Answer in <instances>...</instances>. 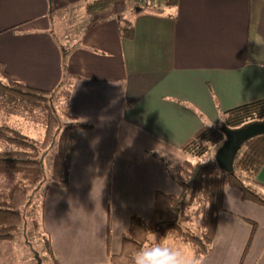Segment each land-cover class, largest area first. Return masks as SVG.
I'll use <instances>...</instances> for the list:
<instances>
[{"label":"crops","instance_id":"crops-1","mask_svg":"<svg viewBox=\"0 0 264 264\" xmlns=\"http://www.w3.org/2000/svg\"><path fill=\"white\" fill-rule=\"evenodd\" d=\"M125 1L136 5L132 14L128 5L115 13L114 4L107 11L92 12L87 0H0V62L11 78L43 90L69 81L72 112L92 125L76 136L69 172L76 173L79 183L70 179L69 187L55 185L46 193L53 187L51 193L75 192L59 206L64 211L70 255L75 253L71 238L84 234V223L76 216L91 195L99 198L103 210L97 239L107 259L114 243V212L121 210L127 220L123 238L133 215L151 218L157 191L181 192L161 158L178 169L187 159L181 146L205 121L218 124L222 112L264 99V3L177 0L175 7L145 9L134 0H124V5ZM53 20L58 28L69 25L73 34L60 41ZM124 21L134 26L131 38L121 36ZM63 50L68 52L66 59ZM84 135L109 137L114 148L120 143L118 193L108 191L105 182L97 197L90 160L77 163L78 136ZM95 150L90 142L83 147L89 156ZM128 166L135 177L127 183ZM255 180L264 190V166ZM241 195L237 188H225L227 211L221 215L211 250L200 258L201 264H264L260 230L264 206L243 200ZM47 199L41 213L46 215L41 220L42 231L49 228ZM247 219L259 226L251 239L253 225ZM26 231L25 225L21 233L26 236ZM47 238L59 263L64 264L59 246L52 236ZM122 238L117 248L122 249ZM25 240L18 234L1 240L0 264H36L34 246Z\"/></svg>","mask_w":264,"mask_h":264},{"label":"trees","instance_id":"trees-1","mask_svg":"<svg viewBox=\"0 0 264 264\" xmlns=\"http://www.w3.org/2000/svg\"><path fill=\"white\" fill-rule=\"evenodd\" d=\"M114 2L115 0H87L89 10L96 13L109 10ZM176 4L177 0H167L162 6L175 7ZM120 33L123 37H133L132 22L124 21L120 25ZM63 51L66 59L68 52ZM0 102L12 111L26 113L41 110L46 115L45 136L41 143L15 125H0V174L19 175L7 190H0L1 241L14 238L21 231L23 207L29 206L34 193L46 196L52 186H70L69 171L77 147L76 136L79 131L91 128L92 125L79 120L72 112L69 81L63 80L54 90L34 88L12 79L3 62H0ZM56 103H61L65 120L57 114ZM257 122H264V99L222 112L218 124L205 121L204 126L181 146L187 159L178 169L173 170L163 162L171 177L179 184L181 192L173 194L157 191L151 218L139 215L131 217L129 228L123 234L121 252L110 258L113 264H133L134 255L144 249L154 231L163 237L174 232L177 238L190 244L198 259L208 254L221 215L227 211L224 206L226 187L237 188L241 191L243 200L264 206V190L255 180L264 166V133L254 135L244 142L231 171L221 169L215 160L201 159L211 147L226 142L227 130ZM46 144L51 147L56 144L57 149L54 153L52 177L42 189L45 180V152L42 149ZM188 212L200 222L199 229L183 221V218H188ZM248 221L253 225L251 239L257 229V222L250 219ZM250 242L251 240L249 244ZM44 243L53 261L60 264L50 239L44 238Z\"/></svg>","mask_w":264,"mask_h":264},{"label":"rangeland","instance_id":"rangeland-1","mask_svg":"<svg viewBox=\"0 0 264 264\" xmlns=\"http://www.w3.org/2000/svg\"><path fill=\"white\" fill-rule=\"evenodd\" d=\"M255 4H262L264 3V0H253ZM127 2L126 5H124V0L121 1V3L116 2L114 4V12L120 13L122 10L124 11L126 6L128 5L130 8L129 13H133L136 5L133 1H125ZM153 7V6H150ZM63 35L60 36V32ZM53 31L54 34L58 37L60 41H63V39L68 36L72 35V29L69 25H63L62 28L55 27V21L53 20ZM74 31V30H73ZM71 37H69L70 39ZM61 103H56L55 107L57 108V114L64 117V114L62 113L63 107L60 106ZM45 112L41 110H36L35 112H29L26 113L23 112H16L9 110L6 108L1 102H0V125L3 123H10L12 125H15L23 130L25 134H27L29 137L37 140L39 143H41L45 136ZM66 118L64 117V120ZM109 137L110 134H108ZM101 138L97 135L89 136H78L80 139V148L77 153V163L80 165H84L89 160L90 168L93 170V184H97V190L98 195L101 194L103 190V186L105 185V182L107 183L108 191H112L113 193H118V191L121 190V183L119 181L120 173H119V167L120 162L119 159L121 158L122 149L119 146L114 148L112 144L111 138ZM90 142L92 146L96 148V150L93 152V154L87 155L86 152L83 151V147L85 144ZM100 143L102 146H100ZM130 145V142H129ZM222 143L215 145L210 148L209 152L203 156L201 159L203 161H216V154L222 147ZM1 149V147H0ZM57 149V145L54 144L52 147L49 144H46L44 148L42 149L43 152H45V158H44V166H45V180L42 184V189L45 188V186L48 184L49 180L52 177L53 172V159H54V153ZM161 162H167V160L161 158ZM135 168V166H134ZM135 177L134 172L130 167H127V177L126 181L130 180L133 181ZM171 177V176H170ZM19 178L18 174H0V190L4 191L7 190L17 179ZM69 179H73L75 183H79V181L76 179V173L70 174L69 172ZM129 187V185H128ZM54 188V187H53ZM53 188L51 190H53ZM50 193L46 196H42L41 194L34 193L33 198L31 197V202L29 206L23 207V217L24 220L21 224V231L18 233V236L24 241H26V237L31 242V244L34 247L32 248V251H34L33 261L35 262L34 258H36L35 253H38L42 264H56V262L53 261V258L45 251L44 249V238L51 237L53 238L54 243H56L59 246V253L63 255L64 264H113L112 260L110 259L112 255H114L115 251H120V248H117V240L121 241L120 238H122V233L127 229V220L125 222V216H123V213L121 210L114 212L115 207H113L114 212V226L111 230L113 232L114 236V243L110 245V249L112 252L110 253V256H108L107 259H105V255L101 253L99 248V242L97 239L98 233H99V222L102 217V211H101V203L99 198L95 199V196L91 195L88 199V204L83 208V211L77 214L76 220L79 223H84V234L82 236H79L78 233H75L73 235V238H71V242L73 244L74 248V255H70L67 253V245L66 241H68L67 237H69L65 231V224H64V211L59 210L60 204L64 201L65 198L72 196L73 193H65V194H58V193ZM95 190H91L93 193ZM43 197L48 198V225L47 227L42 231L41 226V220L45 221L46 215L43 216L41 213H44V207H45V201L43 202ZM44 203V204H43ZM44 205V207H43ZM188 218L184 219L183 221L185 224H188L194 228L199 229L200 228V222L194 217V215H191L190 212ZM113 215V214H112ZM260 217L262 218V214ZM37 219H40V228L38 227V221ZM43 221V222H44ZM25 225L28 229V232L26 231V236L21 233L25 229ZM46 226V225H45ZM258 226V224H257ZM259 227V226H258ZM125 229V230H124ZM260 230L262 232L261 239H264V225L263 223H260ZM49 231V232H47ZM260 232V231H259ZM29 233V234H28ZM42 233V234H41ZM51 236H50V235ZM149 242L145 245V248L151 247L156 243H159V240H162L161 237H163L158 232H152L150 234ZM176 234L173 232L169 235H167V242L170 244H173L178 247H184L186 248L190 253L192 252V247L190 244L184 243L183 240H180L177 238ZM74 242V243H73ZM121 243V242H120ZM119 244V243H118ZM260 244V243H259ZM119 247V246H118ZM117 249V250H116ZM47 250V249H46ZM72 252V251H71ZM70 252V253H71ZM66 254H68L66 256ZM65 255V256H64ZM59 259V258H58ZM37 264V261H36Z\"/></svg>","mask_w":264,"mask_h":264},{"label":"clouds","instance_id":"clouds-1","mask_svg":"<svg viewBox=\"0 0 264 264\" xmlns=\"http://www.w3.org/2000/svg\"><path fill=\"white\" fill-rule=\"evenodd\" d=\"M133 264H201V261L186 248L168 243L166 235L161 242L137 252Z\"/></svg>","mask_w":264,"mask_h":264},{"label":"water","instance_id":"water-1","mask_svg":"<svg viewBox=\"0 0 264 264\" xmlns=\"http://www.w3.org/2000/svg\"><path fill=\"white\" fill-rule=\"evenodd\" d=\"M140 11L141 8H136ZM264 133V122L252 123L247 126L231 129L226 131V142L222 145L216 154L217 165L226 171L233 170L234 160L242 145L250 137ZM37 264H42V260L38 253H35Z\"/></svg>","mask_w":264,"mask_h":264},{"label":"built area","instance_id":"built-area-1","mask_svg":"<svg viewBox=\"0 0 264 264\" xmlns=\"http://www.w3.org/2000/svg\"><path fill=\"white\" fill-rule=\"evenodd\" d=\"M135 3L140 7H160L163 5L167 0H134Z\"/></svg>","mask_w":264,"mask_h":264}]
</instances>
